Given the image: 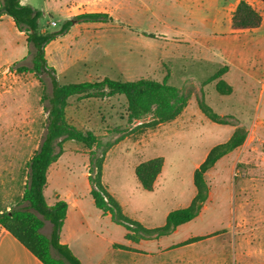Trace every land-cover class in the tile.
<instances>
[{"label": "rangeland", "instance_id": "obj_1", "mask_svg": "<svg viewBox=\"0 0 264 264\" xmlns=\"http://www.w3.org/2000/svg\"><path fill=\"white\" fill-rule=\"evenodd\" d=\"M240 1L21 0L46 13L40 26L49 32L59 31L66 21L60 10L64 3L68 5L65 14L70 16L87 12L93 5L91 8L112 17L103 27L104 41L98 44L81 43L80 38L69 45L61 42L55 47L62 50L57 59L49 47L47 61L56 65L61 84L105 77L121 81L167 79L192 95L181 117L153 129L137 127L149 122L151 116L128 123L124 96L69 99L67 120L82 132L97 136L95 156H105L103 184L129 222L147 229L164 226L170 212L188 207L196 195L195 165L205 160L213 147L227 142L236 129L247 132L243 145L207 173L209 197L199 216L160 241L144 240L140 246L144 255L150 250L157 252L159 245H178L211 233L204 242L193 245L190 253L209 255L203 264H241L244 259L236 251H248L239 245L245 235L252 244L264 243L263 231L244 232L245 224L250 229L257 227L262 218L248 215L238 222L243 228L231 232L239 209L249 214L264 209V2L245 0L261 14L262 23L256 29L240 30L232 26ZM101 3L105 6H98ZM12 22L8 15L0 19V212L26 205L22 196L28 162L46 133L49 102L42 97L52 92L49 74L37 76L19 70L32 66L31 46ZM80 30L82 35L99 31L84 25ZM222 68L227 70L222 80L232 87L229 95L216 89L220 78L214 79L215 74ZM197 99L205 100L230 124L208 119ZM63 149L49 170L44 195L48 204L57 199L77 204V209L69 210L61 234L73 253L84 264L99 260L102 264H156L152 257L134 250L136 245L126 239L128 231L123 225L95 206L88 178L90 150L76 141H66ZM158 157L164 160L162 171L153 191H146L135 169ZM41 231L49 236L50 222L46 221ZM252 252L264 257V246L258 245ZM255 260L257 257L248 259Z\"/></svg>", "mask_w": 264, "mask_h": 264}, {"label": "trees", "instance_id": "obj_2", "mask_svg": "<svg viewBox=\"0 0 264 264\" xmlns=\"http://www.w3.org/2000/svg\"><path fill=\"white\" fill-rule=\"evenodd\" d=\"M264 2V0H261ZM8 15L12 18L16 28L24 33L31 46L29 52L32 66H21L20 71H30L37 76L46 73L51 77V95H44L42 99L48 101L46 133L39 149L28 162L27 182L22 200L26 203L22 209L0 212V225L9 231L43 264H82L70 247L61 242V233L67 218L69 205L64 200H58L53 205L47 203L44 190L48 184L50 167L58 161L63 153L66 141H76L84 144L91 154L89 168V182L91 195L95 206L104 214H110L112 219L123 225L128 233L126 239H154L173 233L179 226L194 220L199 216L203 205L209 197V187L205 174L223 157L241 147L246 140L247 132L236 129L229 140L213 147L205 160L194 171L193 181L196 195L190 205L184 209L172 211L167 215L166 223L162 227L146 229L129 222L122 214L118 202L108 192L102 181L103 163L105 156H95L94 148L99 141L93 132H82L70 124L66 116L69 99L74 96L83 98L105 99L124 96L127 101V121L134 123L151 116V120L139 127L156 128L159 125L176 120L188 106L192 97L179 88L170 85L167 79L156 81L140 78L134 81H121L103 78L98 81L61 84L54 68L50 67L46 59V47L58 37L68 33L75 23L107 22L110 17L106 13H85L66 20L61 29L56 32L43 31L40 19L44 12L30 5L22 4L21 0H0V16ZM262 23L261 14L245 0L237 5L232 15L234 29H256ZM13 69V68H12ZM226 68L215 74L214 79L220 78ZM222 95L232 93V87L220 79L216 85ZM202 113L212 122L222 125L230 124L225 116L215 113L203 99H197ZM164 165L162 157L154 158L139 164L135 174L142 188L153 191L154 184ZM51 224L49 236L42 233L45 222ZM205 237H194L187 244L194 243Z\"/></svg>", "mask_w": 264, "mask_h": 264}, {"label": "crops", "instance_id": "obj_3", "mask_svg": "<svg viewBox=\"0 0 264 264\" xmlns=\"http://www.w3.org/2000/svg\"><path fill=\"white\" fill-rule=\"evenodd\" d=\"M95 0H86V2L88 3H93ZM23 4V3H22ZM67 3H64L62 5H60V10H61V13L63 14V16L65 17V20H69L75 16H78L80 14H85V13H106L108 14L107 12H101L100 10H97V9H93L91 8L93 5L90 6V10H87V12H81L79 14H74V16H70V15H67L65 14L66 11H67ZM98 6H105V3H101L99 4ZM97 7V6H95ZM44 14H46L44 12ZM109 17H110V20L112 19V17L110 16V14H108ZM5 15H2L0 16V19H2ZM12 19V18H11ZM82 22V23H75L71 28L70 30L68 31V33H66L65 35L63 36H60L58 37L56 40L52 41L51 43H49L46 47V59H48V53H49V47L50 49L52 48V52L54 54V58L57 59L58 57L61 56V51L60 49L58 48H55L57 47L56 45H59L61 42L69 45L72 43V41L76 38H80L78 41H80L81 43L82 42H85V43H90L91 41H93V43H96L98 44L100 41H104V37L105 36V33L104 32V29L103 27L105 25H107L109 22ZM13 21V20H12ZM112 21V20H111ZM14 24V22H12ZM15 25V24H14ZM84 25L85 27L89 28L90 29H99V31H92V32H87L86 34L82 35L81 34V30H80V27ZM176 28L172 27L171 30L173 32H177V31H174ZM178 30V29H177ZM45 31V30H43ZM180 31V30H178ZM181 32V31H180ZM15 61H10L9 63H14ZM49 64V63H48ZM50 66V65H49ZM52 68H57L56 65H52L50 66ZM62 73V72H61ZM226 74V73H225ZM224 74V75H225ZM224 77V76H223ZM222 77V78H223ZM220 77V79H222ZM219 79V80H220ZM218 80V81H219ZM186 109V108H185ZM183 113H185V110L183 111ZM183 113L179 116L181 117L183 115ZM219 115V114H218ZM178 117V118H179ZM177 118V119H178ZM234 133V132H233ZM232 136V135H231ZM243 149H245V147H242ZM237 151V150H235ZM234 151V152H235ZM209 153V152H208ZM208 153L206 154V157L208 155ZM233 153V152H232ZM231 154V153H230ZM205 157V158H206ZM239 155L237 156V161L239 159ZM204 161V160H203ZM202 161V162H203ZM202 162H199L195 165V170L196 168H198L200 166V164ZM219 162H217L214 167L218 164ZM55 164V163H54ZM51 168V167H50ZM213 168V167H212ZM211 168V169H212ZM53 169V168H52ZM210 169V170H211ZM50 170V169H49ZM209 170V171H210ZM208 171V172H209ZM207 172V173H208ZM49 173V172H48ZM207 173L205 174V180H206V175ZM88 178H89V172H88ZM207 181V180H206ZM58 200H61V199H57ZM56 201V202H57ZM65 201V200H64ZM55 202V203H56ZM67 202V201H66ZM68 205H69V208H68V212L69 210L72 208H75L77 209V204L76 203H73V204H70L69 202H67ZM54 204V203H53ZM53 204H50V205H53ZM68 212H67V218H68ZM237 218L235 219V221L232 223L231 225V232H236L237 229L241 228L242 226H240V224H238V222H242V218L244 217H247L248 215H252V216H255L258 218H262L260 221V225L259 226H255L254 223L252 222L253 220H251V224L254 225L255 227H252L250 229L247 228V224L244 225L245 227V231L244 232H251L253 231V234H257L258 231H263L262 234H264V209L262 210H256L254 211L252 214H249V212L247 210H245L244 208H241L239 209V211L237 212ZM66 218V220H67ZM66 220H65V223H66ZM247 222V221H246ZM256 223L258 222L255 221ZM65 226V224H64ZM180 227V226H179ZM179 227L176 229L178 230ZM64 228V227H63ZM243 228V227H242ZM241 228V229H242ZM147 229V228H146ZM154 229V228H152ZM175 230V231H176ZM215 233V232H214ZM62 234V233H61ZM172 234V233H171ZM170 234V235H171ZM211 233L209 234H206V235H202V236H199V237H206L207 235H210ZM169 236V235H167ZM163 237H166V236H162V237H159V238H154V239H137V240H129L130 243H134L136 245V247H134L136 251H139L138 254L139 255H142V256H145V258H151L152 259H155L156 261V264H203V262L205 261V259L207 257H209V255H205L203 252H200V253H195V254H191L190 251H191V247L197 243H201V242H204L205 240H200V241H197V242H194V243H189L187 244L186 242L191 239H186L184 241H182V243H184L182 245V243L178 244V245H165V246H158V249H157V252H153V251H148V253H146L144 255L143 250H141L140 246L143 244V241L144 240H156V241H160ZM251 238V236H249ZM194 238V237H193ZM248 237L245 235V237L243 238V241L239 244L240 247L242 246H245L246 249H248V251H244L245 254L242 253V251H236V254H239L240 256L243 257L244 260H242V263L241 264H264V257H260V256H257L256 255V252H252V250L254 251L256 249V246H261L263 245L264 246V243L263 244H257L255 245V242H253V244L251 242H249V240L247 239ZM246 239V240H245ZM61 242L63 244H66L70 247V243L69 241L63 239L62 235H61ZM186 243V244H185ZM71 249V248H70ZM239 250V248H238ZM178 251H182L181 254L178 253ZM73 252V251H72ZM177 252V254H176ZM253 257H257V260H255V262H249L248 259H252ZM151 259V260H152ZM145 260V259H144ZM142 260V261H144ZM81 261V260H80ZM0 264H43L40 260H38L22 243H20L9 231H7L4 227H2L0 225ZM84 264V263H82ZM90 264H102L101 261H97V262H93V263H90Z\"/></svg>", "mask_w": 264, "mask_h": 264}, {"label": "built area", "instance_id": "obj_4", "mask_svg": "<svg viewBox=\"0 0 264 264\" xmlns=\"http://www.w3.org/2000/svg\"><path fill=\"white\" fill-rule=\"evenodd\" d=\"M7 72H9V73H12V70L11 69H8V71Z\"/></svg>", "mask_w": 264, "mask_h": 264}]
</instances>
